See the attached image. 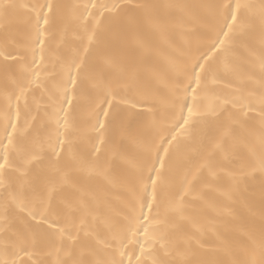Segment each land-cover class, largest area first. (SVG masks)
<instances>
[{
    "label": "snow or ice",
    "instance_id": "obj_1",
    "mask_svg": "<svg viewBox=\"0 0 264 264\" xmlns=\"http://www.w3.org/2000/svg\"><path fill=\"white\" fill-rule=\"evenodd\" d=\"M132 7L134 14L124 0H88L72 5L55 4L53 0L30 5L0 0V76L5 84L19 87L15 117L9 96L0 132V264H49L47 257H54L51 264H126V256L127 264H147L148 258L151 264H264V223L258 231L250 228L238 249L227 244L217 249L229 259L197 256L203 247L200 236L179 234L177 223L188 219L185 198L191 195L192 180L185 172L177 185L171 163L172 152L180 143L178 137L200 142L206 135L194 117L211 115L219 121L226 112V120L217 124L219 135L211 137L210 143L212 150H223L224 139L231 136L240 149L239 154L233 153L237 166L225 173L233 182L227 195L231 198L241 185L254 180L256 173L264 178V50L259 57L260 74L254 79L256 87L248 90L247 96L225 100L220 107L213 105L207 113L199 107L202 86L216 58L234 47L248 49L250 33L257 23L264 48V0L258 7L242 0L234 4L137 3ZM160 7L203 10L202 26L209 40L204 51L190 46L186 59L173 69L172 110L162 118L164 123L149 105L145 112L151 118L140 124L137 118L144 113L134 109L154 97L139 93L136 70L117 64L106 51L105 36L114 40L142 23L155 25L154 13ZM18 10H23V34L8 24ZM195 19L201 22L202 18ZM69 25L75 26L73 35L83 43V54L61 61L58 71L49 73L44 58L46 44L57 30L63 41ZM21 48L31 49L35 65L22 66L29 74L26 84L16 79L14 71V66L23 61ZM113 68L119 69L118 76L108 78L106 72ZM49 79L53 80L51 89L44 86V80ZM32 85L43 88L41 99L34 98L37 112L43 107L48 123L55 125L46 137L38 131L32 134L35 115L21 124L19 102L24 99L28 108L27 93ZM122 90H132L135 95H122ZM81 98L88 100L86 120L94 139L80 135ZM256 106L260 112L258 129L249 125L245 111ZM146 129H156L158 136L144 140ZM122 139L140 142V152L135 158L112 152V157L126 164L119 182L127 195L121 210L105 211L98 198L85 193L71 177L73 173L96 175L114 183L110 175L112 160L102 159L101 154L105 145ZM77 142L83 147L77 149ZM205 169L210 177H217V169L205 155L193 178ZM10 173L14 180L9 178ZM261 187L264 189V179ZM65 188L72 189V199L62 195ZM103 208H107L106 203Z\"/></svg>",
    "mask_w": 264,
    "mask_h": 264
},
{
    "label": "bare ground",
    "instance_id": "obj_2",
    "mask_svg": "<svg viewBox=\"0 0 264 264\" xmlns=\"http://www.w3.org/2000/svg\"><path fill=\"white\" fill-rule=\"evenodd\" d=\"M16 4H36L44 3L45 0H12ZM88 0H53V3L59 5L84 4ZM98 2L112 3L113 0H98ZM129 4L130 14H134L133 5L137 3H149L157 5H198L201 3H235V0H124ZM242 2L251 3L257 7L261 0H242ZM200 16L201 22L195 17ZM205 16L203 10L195 8L182 9L178 7H160L155 10V25L142 23L138 29L128 31L122 34L118 39H111L107 35L106 51L110 52L116 59L118 65L126 68H134L137 73L138 91L140 94H148L154 99L148 102L138 104L134 109L136 112H142L144 115L137 118L140 124H145L150 120V114L145 109L151 105L156 112L158 119L171 112V83L175 78L173 69L180 65L187 57L191 49L199 46L201 51L207 49L209 34L202 26ZM9 27L18 30L21 34L25 32L23 24V10L14 12L8 20ZM195 29V31H191ZM74 25H69L68 32L60 41L57 34L48 40L45 48L44 58L49 73L58 71L61 61H67L73 57L79 58L83 54V43L75 38L73 32ZM249 48L234 47L229 52L216 58L213 63V71L208 74L202 91L200 93V111L207 113L213 105L220 107L225 100H232L241 94L247 96L248 90L256 87L255 77L260 74L259 57L261 55L262 44L260 38V28L257 23L250 33ZM191 46V49H190ZM15 49L13 52L15 54ZM23 57L21 64L14 66L16 79L26 84L29 78L28 72L23 70L22 66L35 67L32 64V54L30 48L19 49ZM95 57V50L92 53ZM37 59H39V50L37 49ZM55 65V68L53 67ZM227 65V68H226ZM119 69H108L106 76L116 78ZM255 74V76H253ZM34 76V73L32 74ZM250 77H252L250 79ZM43 79V73H42ZM55 79V77L53 78ZM53 80H44V86L51 89ZM43 88L32 85L27 93L28 108L25 109L24 99L19 102L21 111V124L25 118L31 119L33 115L36 120L33 124L32 134L37 131L41 137H46L54 131L55 125L49 124L44 115L43 107L37 112L34 98L40 100ZM19 94V87L12 83L5 84L3 76H0V132L3 131V112L9 107L8 97L11 96V112L15 117L17 101L16 95ZM122 95L132 97L135 93L132 90L124 92ZM46 95L43 99L46 100ZM138 98V97H137ZM189 101L191 96L189 95ZM81 114L79 122L80 135L85 138H95V133L90 131V124L86 120L88 100L81 98L78 102ZM231 108L229 104L227 106ZM248 112L247 120L250 126L258 129L260 127L259 106ZM187 114V108H185ZM227 113L217 121L211 115L194 117L199 121L197 127L203 129L206 133L200 142H190L180 140V143L172 152L171 163L175 171L176 182L179 184L184 173H188L192 180L191 195L185 198V215L188 219L178 221L179 234L196 233L203 241V247L198 250L197 256H205L209 259H229L222 251L217 249L222 244H227L233 249H238L246 239V233L250 228L257 231L264 223V189L261 187L262 178L256 173L254 180H248L246 184L240 186L238 192H233L229 198L227 193L232 190V180L225 173L228 169L237 166V159L233 153L239 154L240 149L236 145L233 137L224 139L223 150H212L210 138L218 136L217 124L226 120ZM182 122V121H181ZM158 136L156 129H146L144 140ZM171 139V135H168ZM98 142V141H97ZM166 144V141H165ZM83 147V143L77 142L76 148ZM140 142L132 139H122L118 143H109L105 145V151L101 154L102 159H111V172L115 178L112 184L107 183L102 177L92 175L73 173L72 180L80 185L85 193L95 195L102 205V210H121L122 202L126 198L119 177L126 169V164L119 157H112V152L123 153L128 158H135L140 152ZM161 149V153H162ZM208 155L213 166L217 169L216 178L209 176L207 169L197 173L193 178L196 166L201 159ZM47 163V160H45ZM9 178L14 180V174L10 173ZM2 191V190H0ZM182 191V189H181ZM62 195L65 198L72 199L74 193L71 188H65ZM107 204V208L103 205ZM199 229V231H197ZM136 255H139V247L136 246ZM131 255V249L129 250ZM51 264L54 257H47ZM127 256L125 262L127 264ZM135 256H133V261ZM147 264H151V259H147Z\"/></svg>",
    "mask_w": 264,
    "mask_h": 264
}]
</instances>
